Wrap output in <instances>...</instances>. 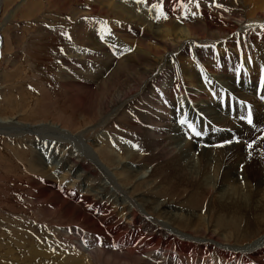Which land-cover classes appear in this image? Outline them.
<instances>
[{"label":"bare ground","instance_id":"1","mask_svg":"<svg viewBox=\"0 0 264 264\" xmlns=\"http://www.w3.org/2000/svg\"><path fill=\"white\" fill-rule=\"evenodd\" d=\"M201 1L90 0L92 16L80 3L60 82L91 123L0 116L1 134L51 151L29 160L31 200L80 247L52 260L29 239L35 264H264V0ZM119 121L130 131L115 136Z\"/></svg>","mask_w":264,"mask_h":264},{"label":"rangeland","instance_id":"2","mask_svg":"<svg viewBox=\"0 0 264 264\" xmlns=\"http://www.w3.org/2000/svg\"><path fill=\"white\" fill-rule=\"evenodd\" d=\"M18 1L3 0L4 4H0V116L22 114L19 117L27 122H62L64 126L77 132L91 123V117L84 115L71 102L68 91L61 85L60 74L72 49V30L81 18L79 4L83 3L80 6L86 9L83 13L92 16L88 7L86 8L90 0H26L21 3L15 14L10 16L9 10L17 5ZM137 9L139 11H135L142 12V15L150 12L147 8ZM149 18L152 19V16ZM109 30L110 28H104L105 32ZM76 68L82 69V66ZM106 128L115 136L130 131L120 121ZM93 130L87 132L88 136L86 134L90 143L98 131ZM257 131L259 132V129ZM110 132L105 136L108 137ZM8 136L0 133V264H35L31 257H27L29 239L37 249L52 253V260L58 256L72 257L77 254L76 248L80 247L59 238L55 226L61 223L63 228L72 227L73 224L66 219L63 223L59 222L58 218H53L48 212L45 213L47 217L37 216L39 201L31 200L35 188L30 184L34 174L29 169V160L35 154H41L45 160L50 159L51 151L47 149V145H37L41 139L33 134L29 133L26 137ZM253 139L258 140L255 137ZM249 141L247 140V144ZM253 144L255 143L253 142L252 146ZM261 148L262 146L257 149ZM121 152L124 154L125 149L121 148ZM204 212V209L201 210L202 214ZM211 218H214L213 213ZM117 227L123 233L126 232L119 225ZM263 231H260L256 238L263 235ZM52 239L55 240L54 243L48 246ZM114 239L111 245H115ZM122 239L129 247L140 248L143 245L129 242L127 237L122 235L118 242L121 247H127ZM231 242L236 243L233 239ZM239 242L247 244L249 240ZM192 249L191 252L194 251ZM42 260L45 264H51L52 261L48 258Z\"/></svg>","mask_w":264,"mask_h":264},{"label":"snow or ice","instance_id":"3","mask_svg":"<svg viewBox=\"0 0 264 264\" xmlns=\"http://www.w3.org/2000/svg\"><path fill=\"white\" fill-rule=\"evenodd\" d=\"M217 7H222V5H217ZM160 15L163 17V18H167L166 14L161 10L160 12ZM262 27H264V25H262ZM262 84H264V80H262ZM262 99H264V97H262ZM243 103V102H241ZM243 119V117H242ZM247 122L248 124H253V115H252V111H251V107L249 106V110H248V116H247ZM181 123H186V121L182 120ZM189 127H192L191 125H189ZM193 131H195V129H193ZM195 134L197 136H199L201 133L200 132H195ZM249 147H251V145H249Z\"/></svg>","mask_w":264,"mask_h":264}]
</instances>
